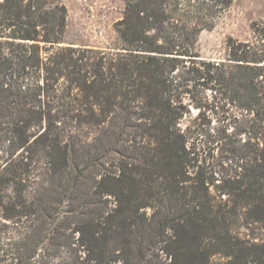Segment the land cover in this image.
Segmentation results:
<instances>
[{"label":"trees","instance_id":"trees-1","mask_svg":"<svg viewBox=\"0 0 264 264\" xmlns=\"http://www.w3.org/2000/svg\"><path fill=\"white\" fill-rule=\"evenodd\" d=\"M124 1L102 51L57 46L56 2L0 0V264H264V38L202 61L234 0ZM207 85L240 122L211 157L180 125Z\"/></svg>","mask_w":264,"mask_h":264},{"label":"rangeland","instance_id":"rangeland-1","mask_svg":"<svg viewBox=\"0 0 264 264\" xmlns=\"http://www.w3.org/2000/svg\"><path fill=\"white\" fill-rule=\"evenodd\" d=\"M50 1V0H49ZM66 10V28L58 47L92 48L107 51L120 47L116 33L117 23L123 18L124 0H52ZM264 38V0H234L216 20L212 29L202 30L197 37L195 52L199 60L224 62L228 43L260 47ZM186 64H189L186 62ZM192 65H190L191 67ZM181 73V72H180ZM213 86L191 91L202 99L204 107L196 108L190 94H184L185 116L180 125L189 130L195 145L205 155L217 156L219 135L240 131L237 110L221 100ZM238 137L245 139L244 134ZM219 148V149H218ZM241 232L250 234L242 229Z\"/></svg>","mask_w":264,"mask_h":264}]
</instances>
